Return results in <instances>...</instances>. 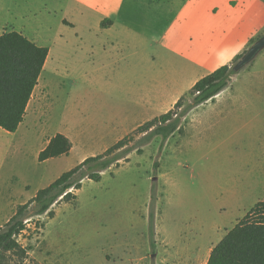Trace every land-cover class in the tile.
Here are the masks:
<instances>
[{
	"label": "rangeland",
	"instance_id": "1",
	"mask_svg": "<svg viewBox=\"0 0 264 264\" xmlns=\"http://www.w3.org/2000/svg\"><path fill=\"white\" fill-rule=\"evenodd\" d=\"M56 2L0 0V34L20 32L59 51L60 58L61 48H75L70 60L67 54L63 60L72 68L74 77L69 80L75 83L64 86L49 78L48 60L22 126L16 133L0 129V227L38 190L77 166L81 156L104 153L108 148L89 147L93 144L90 133L100 129L108 110L119 112L124 105L122 64L112 68L114 73L101 84L93 79L78 82L83 54L72 43L75 33L65 30L56 39L55 27L49 29V6ZM257 5L247 0L246 12L259 31L247 38L246 50L264 34V7L260 14ZM61 39L66 40L64 46ZM60 58L56 62L59 67L63 66ZM129 61L135 63L131 58ZM96 96L108 98L99 100ZM190 100L186 95L182 108ZM225 102L222 97L188 112L181 119V131L166 141L153 138L141 154L133 151L127 160L104 171L99 182L84 179L79 190H71L74 200L52 207V218L44 214L29 219L18 237L28 254L22 264H98L101 251L106 259L102 264H111L113 253L131 254L144 264H156L158 246L149 214L158 210L173 244L161 250L166 256L161 264H177L174 256L180 254L178 250L185 254L184 264H206L212 248L235 226V218L249 212L259 197L252 182L245 179L247 166L238 159L235 136L231 138L236 120L222 114ZM65 128L76 137L83 133L80 141L76 140L74 154L39 163L37 156L46 142ZM9 264H18L16 258Z\"/></svg>",
	"mask_w": 264,
	"mask_h": 264
},
{
	"label": "crops",
	"instance_id": "2",
	"mask_svg": "<svg viewBox=\"0 0 264 264\" xmlns=\"http://www.w3.org/2000/svg\"><path fill=\"white\" fill-rule=\"evenodd\" d=\"M254 1L261 14L264 0ZM247 7V0H57L49 6V29L55 27V38L60 39L65 30L75 33L72 43L83 54L78 82L93 79L95 84L98 81L101 84L107 81L110 72L114 73L112 68L116 70L117 64L125 66L123 108L119 112L108 110L103 115L100 129L90 133L93 144L89 147L110 148L118 142V137L171 110L199 79L222 66L231 67L234 58L245 52L243 47L247 38L259 31L252 25ZM105 21L109 23L102 26ZM25 37L48 49L40 76L49 60V78L60 80L64 86L75 83L69 80L74 77L72 68L63 62L67 56L70 60L69 54L75 48H61L60 58L59 51L54 48ZM61 41L64 46L66 40ZM258 57L261 58L257 60ZM59 58L63 62L60 67L56 65ZM96 97L99 100L108 98ZM222 97L226 100L222 114L229 120H236L231 138L235 136L238 159L247 166L245 179L252 182L259 193L254 206L264 201V49L232 78L227 88L196 108L215 103ZM63 131L56 134H62L70 141L67 156L73 155L76 142L83 133L76 137L69 128ZM84 159L85 155L78 162ZM246 212L235 218V225ZM149 220L158 246L156 264H161L163 257L166 260L161 250L173 244L166 236L162 212L150 213ZM178 251L180 254L174 258L178 260L177 264H184L185 254ZM101 252L97 254L98 264L106 262ZM113 256L111 264H144L142 259L131 254L113 253Z\"/></svg>",
	"mask_w": 264,
	"mask_h": 264
},
{
	"label": "trees",
	"instance_id": "3",
	"mask_svg": "<svg viewBox=\"0 0 264 264\" xmlns=\"http://www.w3.org/2000/svg\"><path fill=\"white\" fill-rule=\"evenodd\" d=\"M106 23L109 21L101 25ZM47 55L46 47L35 45L21 33L10 31L0 34V129L15 133L24 121L26 107ZM241 56L236 57L234 64ZM231 67L222 66L199 79L188 91L191 100L185 107L182 108L185 98H181L165 114L137 127L104 153L84 159L50 185L38 190L27 203L18 206L0 227V264H9L13 257L22 264L27 258V250L18 243V237L25 231L29 219L44 214L52 218V207L59 202L74 200L71 190H79L84 179L99 182L104 171L117 166L121 160H127L133 151L141 154L143 147L153 138L160 137L166 141L180 131L181 119L188 112L212 100L230 85L235 74ZM70 149V141L62 134H56L38 153L37 161L42 163L67 156ZM206 264H264V201L255 204L212 248Z\"/></svg>",
	"mask_w": 264,
	"mask_h": 264
},
{
	"label": "water",
	"instance_id": "4",
	"mask_svg": "<svg viewBox=\"0 0 264 264\" xmlns=\"http://www.w3.org/2000/svg\"><path fill=\"white\" fill-rule=\"evenodd\" d=\"M264 49V34L258 38L246 51L240 59L231 67L233 73H237L249 65L255 57Z\"/></svg>",
	"mask_w": 264,
	"mask_h": 264
}]
</instances>
